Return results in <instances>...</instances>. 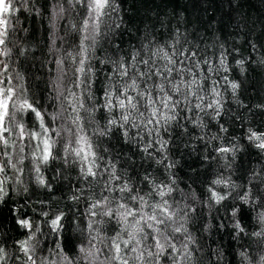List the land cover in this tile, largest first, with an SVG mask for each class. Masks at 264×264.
<instances>
[{
  "label": "trees",
  "instance_id": "16d2710c",
  "mask_svg": "<svg viewBox=\"0 0 264 264\" xmlns=\"http://www.w3.org/2000/svg\"><path fill=\"white\" fill-rule=\"evenodd\" d=\"M87 3L28 0L14 5L17 11L9 17L11 26L0 44V89H13L10 111L26 131L20 139L17 127L7 134L8 145L0 144V161L10 162L0 172L7 192L6 203H0V264H122L111 259L115 243L132 264L135 241L128 246L123 241L140 215L155 211L160 216L157 205L172 214L169 233L178 264H264V235H252L264 232V195L258 191L264 189V150L247 138L249 129L264 133V63L259 62L264 58V0H111L99 18L90 16ZM177 38L183 48L210 60L201 65L197 96L203 100L182 101L168 123L157 124L158 115L147 124L151 110L141 107L143 118L133 112L124 129L116 126L99 135L98 129L109 127L108 119L120 116L119 111L111 116L106 109L93 111L103 103L99 89L115 67L112 62L127 59L141 45L170 51ZM222 51L227 58L220 66ZM232 83L239 85L235 91ZM25 100L45 113L48 131L42 138L49 140L55 157L47 162L41 139L28 135L41 130L32 128L28 110L20 108ZM216 100L219 109L207 107ZM82 136L96 154L95 177L85 176L93 157L84 161L75 155ZM225 148L229 151H221ZM125 183L147 204L125 199L128 193L119 192ZM249 189L252 196L244 202L239 197ZM212 191L231 195L217 204ZM122 203L137 216L125 223L118 214L105 215ZM233 206L241 209L235 218ZM61 213L55 229L51 220ZM18 219H28L31 227H21ZM236 221L243 232L233 227ZM181 226V232L171 233Z\"/></svg>",
  "mask_w": 264,
  "mask_h": 264
},
{
  "label": "snow or ice",
  "instance_id": "6c2138e0",
  "mask_svg": "<svg viewBox=\"0 0 264 264\" xmlns=\"http://www.w3.org/2000/svg\"><path fill=\"white\" fill-rule=\"evenodd\" d=\"M28 0H0V44H4V36L8 34V30L11 26V20L9 19L11 13L17 11L14 5H26ZM111 0H88L87 7L94 11L99 18L104 14V9L109 7ZM60 11H63L61 8ZM91 15V12L89 13ZM87 39V37H86ZM197 45V49H198ZM223 47V46H221ZM255 48V45H253ZM145 49L147 51L145 52ZM170 51H166L163 46L158 47L155 51L148 48L146 45H141V48L135 50L127 59L121 57L118 61H113L115 65L112 70L107 73V81L102 83L100 87L101 99L103 103L99 104V108L93 107V111L107 110V113L111 116L113 112L119 111L120 116L117 119L112 117L107 120V125L104 130H99V135H106L112 127L119 126L124 129L126 125L129 124L130 120L133 119L132 113L136 112L140 118H143L145 112L150 111V117L147 120V124L152 123V118H156L159 115V119H156V123L159 124L161 120L168 123L176 118L175 109L181 104L182 101H187L190 103V97H196L199 100H203V97L197 96V92L201 89V74L204 69L201 65L207 66L210 64V60L200 56L198 51L183 48L180 45V40L177 38L174 44L169 45ZM145 53V55H142ZM146 57V58H145ZM226 54L222 51L219 64L223 66L226 61ZM260 63H264V58H262ZM103 63H108L104 61ZM84 61L81 60V65ZM237 64L243 65L244 61H237ZM218 70V69H217ZM84 72L85 69L82 66L80 69ZM90 71V70H89ZM206 71L211 72L213 69L207 67ZM187 74L189 79L185 78ZM93 75H95L93 73ZM203 80H208L207 76L202 77ZM195 86L196 90H193ZM239 85L237 83H232L231 88L235 91ZM213 91L215 89L213 88ZM13 89L6 88L0 89V144L8 145V133L11 130L19 128L18 137L22 139L25 135V126L23 124L16 123L15 113L10 111L8 101L12 99ZM219 95V93H217ZM174 97H177L174 99ZM92 99V97H90ZM219 109L221 107L220 101L216 100L213 104H208L207 107H214ZM143 107L145 112H141L140 108ZM199 103L195 104V108H200ZM264 107V106H260ZM21 109L28 110L29 119H32V128L40 129L41 131H29L28 135L33 138L41 139L43 144V161L47 162L50 158L54 159L52 156V145L48 139L42 138V133H47L48 129L45 127V113L34 107L33 103H29L27 100L20 105ZM167 109L171 115L166 114L163 110ZM219 115V111H217ZM34 116V119H33ZM139 124L132 123L131 127H139ZM226 131V129H222ZM248 139L250 141H259L255 146L259 149L264 150V133L258 134L252 129L248 130ZM127 135V131H125ZM82 147L76 149L75 155L80 157L84 161H88L89 157H93L91 163L88 165L85 176H97V172L94 171L95 162V152L91 150L92 146L87 142L85 137H81ZM167 144V141H163V145ZM87 149V151H85ZM147 150V149H146ZM3 149H0L2 152ZM221 151L227 152L229 149H221ZM7 155L6 152L3 153ZM102 159V157H101ZM9 161H0V172H4L5 168L9 166ZM15 168V165H11ZM83 171V169H82ZM118 179V178H117ZM255 179V177H253ZM38 182L41 185L45 184L43 177H38ZM5 181H0V203H6L4 201V196L7 195L3 185ZM214 184L224 183L222 180L213 181ZM261 183H264V177H261ZM235 187V186H233ZM105 188H108V184H105ZM26 190V189H25ZM111 191V189H109ZM133 189H131L127 183L119 188L120 193L127 192L128 195L125 197L128 201L136 202L139 201L140 205H146L144 196H141L139 192L135 195L132 194ZM171 191V189H169ZM261 195H264V189H258ZM146 195H151L147 193ZM159 195L163 197L165 195L164 191H160ZM231 193L219 194L215 191L211 192V198L215 200L217 204L226 201ZM252 196L251 189L244 193L243 196L239 198L244 202H247ZM78 199L79 197H73ZM259 199V197H257ZM107 202V198H105ZM166 203V202H165ZM100 202L94 203L92 208H97ZM156 207L162 208L160 216H158L155 211L152 214L144 213L140 215L138 219H135L133 225V232L129 233V238L124 240L125 246H128L132 241H135L136 246L130 248V252L134 255L132 256V264H178L174 252L177 251L175 244H173V236L169 233L168 221L172 219V214H169L168 208L163 205H157ZM119 209H123V212H119ZM142 211V207L138 209ZM241 209L235 208L233 206V211L231 213L232 217L235 218L237 213ZM119 215L120 220L127 223L128 218H135L137 216V211L129 208L126 204H119L117 212L109 210L105 213L107 216ZM26 215V214H25ZM47 215V213H44ZM95 215V213H93ZM63 214L56 215L54 219L51 220V225L53 228L58 229L61 226ZM163 217V218H161ZM261 222H264V213L260 214ZM21 227L30 228L31 222L28 219H18L16 220ZM235 229L243 232L244 229L241 227L239 221H236L233 225ZM145 229L151 230L150 232H145ZM182 230L181 227L171 228V233H179ZM137 233L141 234L140 238L137 239ZM119 236V233L117 234ZM252 235L261 236L264 232H255ZM151 239L153 243L151 245L147 244L146 241ZM115 243V242H114ZM22 250L27 253V241L21 242ZM185 251H187V244L183 245ZM3 249H0L2 252ZM116 255L112 256V260H121L122 264H130L128 259H125L121 254L122 249L119 243H115ZM243 255V254H242ZM190 256V254H189ZM186 259L188 257H185ZM247 259V257H244ZM3 259V257H0ZM31 259V257H29ZM67 259V257H65ZM264 260V257L260 258Z\"/></svg>",
  "mask_w": 264,
  "mask_h": 264
},
{
  "label": "rangeland",
  "instance_id": "374dc122",
  "mask_svg": "<svg viewBox=\"0 0 264 264\" xmlns=\"http://www.w3.org/2000/svg\"><path fill=\"white\" fill-rule=\"evenodd\" d=\"M90 12H91L92 17H96L97 16L96 13L94 11H92L91 9H90Z\"/></svg>",
  "mask_w": 264,
  "mask_h": 264
}]
</instances>
